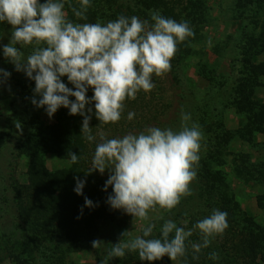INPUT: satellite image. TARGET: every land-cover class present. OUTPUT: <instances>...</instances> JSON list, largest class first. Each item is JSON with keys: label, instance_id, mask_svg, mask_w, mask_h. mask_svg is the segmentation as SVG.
Segmentation results:
<instances>
[{"label": "clouds", "instance_id": "9594fccd", "mask_svg": "<svg viewBox=\"0 0 264 264\" xmlns=\"http://www.w3.org/2000/svg\"><path fill=\"white\" fill-rule=\"evenodd\" d=\"M79 5V9L72 7V12L77 19L87 20L90 0H79ZM64 9V0H0V22L12 26L10 42L3 46L4 57L35 81L34 106L44 108L49 118L61 107L67 108L70 115L83 117L81 135L86 141L99 138L86 175L109 171L104 191L112 187L107 203L113 209L133 216L134 224L149 220V211L157 206L171 211L183 197L192 194L190 185L197 177L203 139L199 125L189 126L190 114L182 113L179 131L152 126L139 134L109 138L103 126L121 120L127 99L135 100L140 91L154 89L153 74L162 77L170 71L178 43L193 36L192 29L187 22L158 12L152 13L151 24L137 16L123 15L106 24L74 23ZM29 48L26 55L22 49ZM0 76L2 84L11 73L0 69ZM65 76L74 89L62 81ZM89 88L94 92L91 98L87 96ZM93 104L94 110L88 107ZM93 111L100 122L95 135L90 126ZM134 117V112H128L129 121ZM16 127L22 134V125L17 122ZM68 156L73 164L79 160L74 152H68ZM76 180L74 191L83 195L85 181L79 177ZM85 205L94 206L88 198ZM227 215L213 209L187 230L168 220L159 238H152L155 225L151 223L142 236L132 238L131 232L125 231L102 264H108L111 258H123L127 252L138 253L141 261L155 262L164 256L177 261L187 255L186 241L196 231L201 242H191V249L194 254L200 253L229 227ZM103 243L94 240L92 247L98 249ZM198 258L193 255V259ZM209 258L218 259V254L213 252Z\"/></svg>", "mask_w": 264, "mask_h": 264}, {"label": "rangeland", "instance_id": "374dc122", "mask_svg": "<svg viewBox=\"0 0 264 264\" xmlns=\"http://www.w3.org/2000/svg\"><path fill=\"white\" fill-rule=\"evenodd\" d=\"M123 1L126 2L127 0ZM40 2L44 3L46 0H40ZM64 2L67 18L74 23H101L105 21V15H108L107 11L103 10L102 5H109L111 1L90 0L91 7L88 11L92 12L91 15L86 14L87 20H80L71 16L72 5L79 3V0H64ZM207 4L210 10L209 21L202 31V38L191 44V51L187 54L186 59L183 62L175 61L174 55L170 61L171 69L169 72L162 77L153 74L152 81L155 87L153 89L154 95L151 97L153 100L151 105L154 109L156 108L155 112H162L160 114L162 120H172L165 126H158L159 128H172L174 131H179L182 113L190 114L189 126L192 123L198 124L201 120L197 109L198 105L202 106L201 111L204 112L207 109L204 105L209 104L208 121L215 127H226L232 135L229 138L228 148L223 150V164L213 165L215 172L221 171L222 173L221 177L224 179L221 184L223 186L222 191L214 192L212 197L204 194L199 183L197 170V177L190 185L192 194L183 197L181 199L183 203L180 202L171 211L157 206L154 210L149 211V220H137L134 224L135 218L121 209L120 217L115 221L117 223L113 222L114 226L107 225L106 222L99 225L98 239L104 241L99 248L101 259L97 257L94 249H79L70 237L60 234L56 229L45 231L30 228L31 233L34 234H31L33 239L30 243L26 242L25 239L29 241V236H25L27 231L21 227V224L18 227L12 212L8 211V207L15 205V203L16 206H19L17 191L20 185H25L28 182L29 165L33 159V154H37L39 159L42 158L45 161V171L49 175L47 179L51 177L50 179L54 180L62 171L71 169L72 164L70 160L63 157L61 150H56V148L60 149L59 147H61L57 140L60 142L66 136L60 134L59 137H54L51 132L52 127L62 122L66 113L60 108L52 118H49L44 108H37L31 103L34 96L35 81L29 79L24 72L17 71L15 66L4 57L3 46L10 42L12 26L7 22L0 24V69L11 73V76L0 84V203L2 201L0 213L1 211L5 213V218L1 219V223L4 220L6 222L5 230L14 231L13 228L18 227V234L13 237L14 246L11 248L5 244L7 250L0 256V264H24L21 259L28 256V250L31 251L32 243H35L34 239L37 235L42 232L48 235L47 233L53 231L54 243L60 244V247L43 248L44 252L41 256L48 258L44 260L48 264H102L112 244L120 242L123 238L121 235L123 232L130 231L132 238L138 235L142 236L143 229L151 223L155 225L152 238H159L160 229L168 220L175 222L178 227H184L186 230L191 229L197 221L211 214L213 210L211 204L214 202L221 203L224 200L234 213L230 220L239 223L245 230L255 232L260 251L258 260L264 257V183L250 178L248 172H241L244 167L241 161L245 157L248 159L246 162L248 166L264 164V132H257L252 126H249L248 129L245 128L246 130L244 129L239 133L238 129L248 124L247 119L245 115L238 113L234 106L226 107L229 102L234 105L235 102L237 103L236 93L240 91L241 77L244 75L243 72L239 71L242 69L241 64L238 68L234 66L236 59L241 57L239 45L246 42L241 39V36H244L243 27L248 24V28L251 30V35L247 36L249 40H260L263 32L260 25H264V5L262 2L256 4L255 9H259V12L250 18L248 12L244 16L240 14L241 10H239L240 7H238L236 0H207ZM22 50L27 55L31 49ZM263 60V55L260 58H255L256 63ZM175 74L177 80L173 77ZM0 79L3 77L0 76ZM227 80H229V84L225 86ZM259 81L254 92V98L263 103L264 75L259 78ZM36 98L39 99V97ZM167 103L168 106H166ZM128 121L127 115L122 116L119 129L130 131ZM17 122L22 125V134L20 129L16 127ZM114 127L105 131L109 138L118 137L112 134ZM140 132L136 131L134 134ZM216 132L219 133L220 130L216 128ZM52 138L56 140L53 141ZM208 152L211 151H207L206 147L201 149L200 158L207 155ZM236 165H240V167L237 168ZM105 172L109 173L108 170ZM43 181H46V178L43 177ZM19 219L20 223L24 222L23 215H19ZM124 239L127 240L129 237ZM214 239L216 241L204 248L205 252H201L202 256L197 253L199 262L204 264H230V262H234L231 246L228 244L225 248L220 242L222 238L219 235ZM188 241H186L188 242L187 245H191V242L200 243L199 232H194ZM217 246H220L218 253L216 252ZM213 252L218 254V259L209 258ZM127 253H134L138 256V253L135 252ZM118 259L121 258H111L108 260V264H119ZM129 262L131 264L136 263L134 261ZM28 263L32 264V262ZM161 264L182 263L180 258L177 261L165 258L164 260L161 259Z\"/></svg>", "mask_w": 264, "mask_h": 264}, {"label": "trees", "instance_id": "16d2710c", "mask_svg": "<svg viewBox=\"0 0 264 264\" xmlns=\"http://www.w3.org/2000/svg\"><path fill=\"white\" fill-rule=\"evenodd\" d=\"M110 1L109 5H102L103 10H106L108 15H105V21L101 22V24L114 21L121 15L129 18L137 16L141 20L149 21V24H151L154 23L151 20L153 12H158L162 16L174 19L177 22H187L194 35L188 37L184 42L178 43L177 51L175 53V61L179 60L180 62H183L186 59L187 54L191 51V44L194 41L196 42L197 39L202 38V31L209 21L210 10L207 0ZM260 2L264 5V0H236L238 7H240L239 10H241L240 14L244 16V14L248 12L250 18L255 16V14H258L259 9H255V5L260 4ZM72 7L79 9L80 5L79 3H76L73 4ZM91 12L92 11H88L86 14L91 15ZM71 16L72 18H75L73 12ZM1 23L3 22H0V24ZM260 27L263 32L258 41H253V39L249 40L247 38V36L251 35V30H249L248 24L243 27L244 36H241V39L246 42H244L243 45H239L241 57L236 59L234 66L238 68L241 64L242 69L239 71L241 73L243 72L244 75L241 77L240 91L239 93H236V106L230 102L226 105V107L234 106L237 109V112L245 115L247 119L248 124L243 128L238 129L239 133L244 131L245 128L248 129L249 126H252L257 132H264V102L261 103L254 98L256 86L260 82L259 78L264 75V60L259 63L255 62V58H260L262 55L264 56V25H260ZM173 77L177 80L176 74L173 75ZM61 79L69 88L74 89V86L69 83L66 76ZM228 82L229 80H227L225 86H228ZM93 94V90L89 88L87 96L91 98ZM152 95H154V90L149 93L140 91L135 100L127 99L125 101V109L122 116H126L128 112L135 113L134 119L128 121L131 133L143 131L147 127L165 126L172 121L171 119L162 120L160 116L162 112H155L156 108L154 109L151 105L153 102V100H151ZM70 99L74 101L75 97H70ZM166 106H168V103ZM204 106L207 108L204 112L201 111V105H198L197 107L200 115L198 116L201 118L198 125L203 134L201 149L206 147L207 151L211 152H208L207 155L202 156L199 159L197 170L199 183L203 193L212 197L214 192L222 191L223 186L221 184L224 180L221 177V171L215 172L213 170V165L216 164V166H219L223 164V150L228 148L230 142L229 138L232 135L230 130L226 127H215L210 121H208L210 107L209 104ZM88 107H92L94 110V104L89 105ZM61 109H63L66 115L59 125L52 127L51 132L54 137H59L61 134L62 136H66V138L62 137L63 140L60 142L57 140L61 147H59L60 149L56 148V150H61L63 157L67 160H70L68 152H74L79 157L78 162L75 164L71 163V169L62 171L58 177L56 176L54 180H51V177H48L49 179H47V176L49 175L48 172L45 171V161L42 158L39 159L37 154H33V159L29 165L28 182L25 185H20L17 191L19 206H16L15 203V205L8 207V211L12 212V216L16 220L18 227L21 224V227L27 231L25 236H29V241L25 239L26 242L30 243L32 241L31 239H33L31 237L34 234L31 233L30 228L45 231L56 229L60 234L70 237L79 249H94L92 247V241L98 239L100 234V223L106 222L107 225L111 224L110 226H114L113 222L117 221L120 217L121 209H113L107 203L109 195L113 194L112 187H108V190L104 191L105 183L109 178L108 172H105V175H103L97 170L96 172L86 175L92 166V157L94 155L96 143L99 142V139L97 138L98 140L94 142L86 141L81 135L83 117L80 115H70L69 109L67 108L61 107ZM141 110L143 111L138 113ZM91 115L92 119L90 121V126L93 127V134L95 135L98 131L95 127L100 122L96 119L94 111ZM119 123L120 121L115 124L105 125L103 126V131L110 130L115 126L112 130L114 136L122 137L130 132L128 130H120ZM216 128L220 130L219 133L216 132ZM210 133L211 135L208 136ZM52 140L55 141L56 139L52 138ZM52 140L50 142H52ZM247 160L248 159L245 157V159L241 161V164L244 165L241 172H248L250 178L263 181L264 183V164L260 163L248 166L246 165ZM240 165H236V167L238 168ZM43 177L46 178V181H43ZM76 177H79L81 181H85L83 195H78L74 191L77 184ZM85 198L90 199L94 206L91 208L87 207L85 205ZM181 203H183V201H181ZM1 204L2 201L0 207L2 206ZM210 206L212 209H219L228 214L227 222L229 227L219 236L222 238L220 242L223 246L226 248L229 244L233 251L234 262H230V264H263L264 257H261V259L258 260L260 257V251L255 232L252 230H245L239 223H234L230 220L234 213H232L231 207L227 206L225 200L221 203L214 202ZM4 215L5 213L1 211L0 256H2L7 250L5 244L11 248L14 246L15 242L13 237L18 234V227H14V231L8 229L5 230V220L1 223V219H3ZM19 215H23V223H20ZM53 233L54 231L45 235L44 232H42L40 235H37L36 239H34L35 243H32L31 251L28 250V256L22 257L21 261L23 260L24 264H31L28 262H32V264H48L44 261L48 258L41 256L44 252L43 248L60 247V244L54 243L55 236L52 235ZM160 235L161 233L158 237H160ZM215 241L216 239L212 240L211 243ZM188 242H186V244ZM94 250L97 257L101 259L99 248ZM201 252H205V249L203 248ZM201 252L199 254L202 256ZM216 252H220V246L216 247ZM193 255L198 254H194L191 245L188 244L187 255L180 258L181 263L204 264L201 261L199 262L198 259H193ZM25 258H27V260H24ZM165 258L168 259L169 257L164 256L162 259L164 260ZM117 261L119 264H131L129 261H134L136 262L135 264H161V259L155 262L141 261L134 253H126L124 258L118 259Z\"/></svg>", "mask_w": 264, "mask_h": 264}]
</instances>
